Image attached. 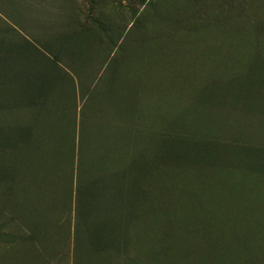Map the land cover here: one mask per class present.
<instances>
[{
    "label": "trees",
    "instance_id": "1",
    "mask_svg": "<svg viewBox=\"0 0 264 264\" xmlns=\"http://www.w3.org/2000/svg\"><path fill=\"white\" fill-rule=\"evenodd\" d=\"M54 1L60 25L46 38L0 27V104L22 111L20 121L0 122V224L12 240L3 264H56L69 252L72 264H186L198 253L217 264H264V199H251L264 198V157L247 159L264 142H220L239 141L246 122L264 135L263 103L251 105L264 97V0H90L88 18L75 0ZM215 51L228 61L203 71L193 101L162 115L157 135V103L136 81V57L199 53L213 62ZM118 53L121 73L106 74ZM176 169L249 198L241 211L254 214L221 216L220 233L211 231L216 219L180 216L187 185L158 189ZM234 173L242 177L235 184L226 177Z\"/></svg>",
    "mask_w": 264,
    "mask_h": 264
},
{
    "label": "rangeland",
    "instance_id": "2",
    "mask_svg": "<svg viewBox=\"0 0 264 264\" xmlns=\"http://www.w3.org/2000/svg\"><path fill=\"white\" fill-rule=\"evenodd\" d=\"M78 4V8L83 11L82 18H88L91 17L89 14L90 8H91V2L90 0H75ZM118 4H121V0H117ZM65 2H63L64 5ZM61 3L55 2L54 0H0V27L7 28L6 26H12L16 27L17 29L21 30L25 35H27L30 39L35 40V38H46V31H54L56 30L60 25V19L59 14L56 10V6L60 5ZM118 4L113 3L111 4V7H115V11H118ZM204 4V3H203ZM62 5V4H61ZM75 5V3H74ZM200 5V4H199ZM205 6H210L209 4H206ZM59 7V6H57ZM117 17V16H116ZM93 18V17H92ZM13 27V26H12ZM45 32V33H44ZM6 34L11 38L12 31L9 32L6 30ZM45 34V35H43ZM230 40V39H228ZM147 41H150L147 38ZM219 42L212 43V46L216 48V46L219 45ZM203 43V42H202ZM200 43V44H202ZM135 42L132 44H129L128 48L129 50H132L135 47ZM248 44L244 42H239V51L244 52L246 50V46ZM99 48H96L95 51H98ZM139 53H137L138 55ZM207 54V53H206ZM92 54H89L91 56ZM221 55L220 51H215L214 53H208V57H211V61H206V58L203 56V54L199 53H190V54H182V53H175L174 55L164 54V55H156V58H153L151 61H142V59L139 61V55L136 57V63H137V75H136V81L143 85L145 90L150 89V96H154V101H156L157 105V131L155 132L157 135L162 134V131L160 129L161 124V116L165 114H171L173 113H179L178 108L176 106H181L178 104V102H182V105H186L189 102L193 101V92L195 90L200 89L203 85V78L205 76L206 72L203 71H211L215 69H221V63L227 62L228 58L223 57ZM243 57L246 59L247 54H242ZM213 56V57H212ZM227 56V55H226ZM264 57V54H263ZM233 59L240 58L242 59L241 55L233 56L231 57ZM264 60V59H263ZM94 61V62H93ZM91 62L98 63L100 62V58L95 59ZM142 61V62H141ZM249 61H243L240 62L243 64V66H246ZM92 63V64H93ZM115 66L113 68L110 67L107 69L106 74L110 73V71H115L119 74L121 73V53H118L115 61ZM233 62H230L229 66H232ZM239 63V64H240ZM240 66V65H238ZM118 68V69H116ZM226 69V68H225ZM264 74V70H262ZM0 78H3V74L0 73ZM7 86V85H6ZM153 87V88H152ZM6 96L8 93H11V90H6L4 86ZM141 90V89H140ZM234 89L233 87L229 88V91L232 95L235 93L238 95V91ZM221 91H227L226 88L222 89ZM264 93V92H263ZM229 94V93H228ZM78 96V94H77ZM148 99V98H147ZM150 102H153L152 97L149 100ZM253 101L251 102L252 106L258 108V103H263L264 106V97L263 100ZM77 102V110L79 113V110L82 106V102L78 99ZM12 103V102H11ZM10 103V104H11ZM245 104L248 105V102L246 101ZM3 106L0 104V122H6L8 124H11L13 121H20L21 120V108L15 107L13 109L7 110L3 109ZM184 108V107H183ZM188 112H190L193 116V113L189 111L188 109H185V113L183 114L184 117L188 118ZM264 120L262 119V122ZM264 124V122H263ZM261 131L264 128L263 126H259ZM238 131V138L239 141H236L237 139H220V142H227L233 145H249L251 142L249 140H253L255 138V142H264V135L261 136L259 134H253L252 132V123L246 122V124H242L237 128ZM168 132H170V129H168ZM173 133V132H172ZM217 139V138H216ZM3 139H0V141H3ZM4 149L0 147V154L3 152ZM254 154H251L248 156V162L249 164H252L254 161H258L259 158H257L255 155H261L260 157L263 159L264 151L263 149H259L256 152H253ZM262 153V154H261ZM235 159L231 161V163H235ZM247 163V162H244ZM174 171V169L172 170ZM177 175L171 173L167 178L164 180V184L158 185L159 191L161 190L163 186L176 188L175 181H177L178 189H181L183 187L182 183H185L187 185V190L184 193H181V197L177 199V204L180 203V207L183 209L178 210V213L181 215L182 212H187V214H191L190 217L192 218H199V214H201L200 217H203L205 220L209 219H216L214 225L211 227V231L220 233L222 229H225L227 226V222L220 221L221 216L230 217L227 215H236L237 219L240 220L245 219L246 217H252L250 213L251 211L242 212L241 205H247L250 201L249 198L245 197H239V196H230L225 190H223L221 193H217V190H220L219 188H215L211 185H213L212 182H205L204 179H196L192 173L189 172H183V169H176ZM253 172V171H252ZM256 172V170H255ZM224 176V174H222ZM226 177L230 178V181L235 184L236 179L239 181L241 180L240 173H234L231 175H228ZM204 178V177H202ZM248 178V177H246ZM196 179V180H193ZM264 180V174L262 175V181ZM191 181V183H190ZM252 181L249 183V190H251L253 187H255V181L254 180H248ZM182 182V183H181ZM205 183V184H204ZM204 184V185H203ZM261 186V188L264 187V182L262 184H258ZM166 188V189H167ZM213 188V189H212ZM255 189H257L255 187ZM264 189V188H263ZM210 190H215L214 192H209ZM179 192V191H178ZM177 194V193H176ZM193 195V196H192ZM199 196L201 197L200 200L198 198L194 199V197ZM262 193L254 194L251 199H256L258 202H260V199H264L262 197ZM203 200V201H201ZM205 200H208V204H204ZM199 202V205L197 203ZM223 202H227V204H223ZM264 204V203H263ZM179 205V204H178ZM173 206V205H172ZM205 206H208V208H205ZM226 211V212H224ZM199 212V213H197ZM264 218V211L261 214ZM219 216V217H218ZM188 217V216H183ZM239 217V218H238ZM254 217V216H253ZM230 220V218H228ZM211 222V221H208ZM264 223V222H263ZM203 228V227H202ZM195 230V229H193ZM8 231L3 225L0 224V263L3 264V256L6 260L9 259V255L11 252L9 249L12 247V240L8 236ZM262 234L264 237V230H262ZM254 240H257V237H254ZM256 252H260L258 246V243L255 244ZM264 248V247H263ZM203 251L205 248L202 249ZM209 252L211 254L216 253L217 258L219 259L220 263H222V257L218 255L215 251L214 247L209 248ZM261 252L264 254V249L261 250ZM205 253H198L194 255L193 257H190L186 264H217L215 261L211 260L210 258H207L209 253L204 256ZM6 264V263H5ZM56 264H72V257L69 252L66 256L62 258V260L59 263ZM89 264H97V262L92 261L89 262ZM242 264V263H241Z\"/></svg>",
    "mask_w": 264,
    "mask_h": 264
}]
</instances>
